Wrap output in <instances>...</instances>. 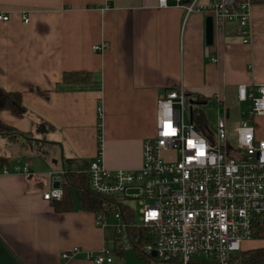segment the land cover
I'll return each instance as SVG.
<instances>
[{
	"label": "crops",
	"instance_id": "0c3cea01",
	"mask_svg": "<svg viewBox=\"0 0 264 264\" xmlns=\"http://www.w3.org/2000/svg\"><path fill=\"white\" fill-rule=\"evenodd\" d=\"M209 1L197 0L201 9L185 16L157 0H0L9 16L0 22V86L20 92L27 109L0 110V120L24 135H0V168L10 170L0 174V264H92L86 252L113 249L114 222L97 226L74 187L65 209L43 191L57 180L62 189L66 171L85 173L98 148L109 169L139 168L142 141L155 132L156 101L173 88L226 103L237 85L264 84V0L251 4L249 43L230 23L213 47L204 35ZM68 71L90 72L93 81L63 84ZM254 126L264 139V116ZM23 161L31 174L12 171ZM244 242L240 253L264 248V238ZM73 247L81 253L62 259ZM114 257L126 264L124 254Z\"/></svg>",
	"mask_w": 264,
	"mask_h": 264
},
{
	"label": "built area",
	"instance_id": "2783aa9c",
	"mask_svg": "<svg viewBox=\"0 0 264 264\" xmlns=\"http://www.w3.org/2000/svg\"><path fill=\"white\" fill-rule=\"evenodd\" d=\"M196 1L157 3L166 7L173 2L187 16L201 9ZM253 1L211 0L203 7L212 17V47L230 23L236 24L235 33L242 42L249 43ZM21 16L27 23V13ZM8 19L7 14L0 13V22ZM104 48V44L93 47L96 51ZM187 97L184 88L178 87L157 99L155 132L142 141L139 168L109 169L98 148L85 171L89 188L133 210V227L146 229L149 237L141 251L149 255L154 252L161 262L230 264L241 252L243 242L254 238L256 226H264V139L257 138L254 126L255 118L264 116V84L237 85L235 98L245 104L246 116L231 127L229 110L218 99L222 112L214 130L184 120ZM97 113L101 119V104ZM12 171L32 173L27 161L15 165ZM8 173L6 166L0 168V174ZM56 182L58 186L43 191V199H61L62 189ZM94 217L99 227L113 217L114 239L131 248L128 226L120 212ZM80 253L79 247H73L61 258L71 260ZM85 260L92 264L115 263L112 249L107 246L86 252Z\"/></svg>",
	"mask_w": 264,
	"mask_h": 264
},
{
	"label": "trees",
	"instance_id": "16d2710c",
	"mask_svg": "<svg viewBox=\"0 0 264 264\" xmlns=\"http://www.w3.org/2000/svg\"><path fill=\"white\" fill-rule=\"evenodd\" d=\"M92 74L87 71H68L62 76V82L66 85H89L92 83ZM201 101V97H196ZM0 110H8L15 115H24L27 113L26 107L22 103L20 92L6 91L0 86ZM43 125H39L41 128ZM0 135L13 137L15 135L24 136L23 133L16 131L15 128L6 125L0 120ZM62 197L58 200L57 208H66L70 206V200L67 192L74 187L77 192L78 201L83 210L96 214L112 216L115 212H120L124 217V221L128 226L130 233L129 239L131 249L135 257L142 260V264H168L158 261L155 257L141 251V247L149 241L147 231L144 228L133 227L134 213L129 207L117 202L112 198H105L94 194L89 188V180L87 173H77L66 171L63 174L62 181ZM254 238H264V226H256ZM112 252L117 258H122L124 248L122 244L115 240ZM192 264H211L203 262H195ZM230 264H264V248L255 249L240 253V255L231 259Z\"/></svg>",
	"mask_w": 264,
	"mask_h": 264
},
{
	"label": "rangeland",
	"instance_id": "374dc122",
	"mask_svg": "<svg viewBox=\"0 0 264 264\" xmlns=\"http://www.w3.org/2000/svg\"><path fill=\"white\" fill-rule=\"evenodd\" d=\"M187 97L185 110H184V120L189 122V103ZM225 106L229 110V121L234 119H244L246 116L245 104L238 103L236 98L233 95H230L225 103ZM221 107L215 100H208L205 104L201 106H193V120L197 123L200 128L207 127L211 130H214L216 127V122L218 116L221 114ZM134 208H136L134 206ZM112 222H114V218L110 217ZM248 241V240H246ZM245 243V242H244ZM123 246V245H122ZM124 248V257L123 260L126 264H142V260L135 257L133 250L130 248L129 244H125ZM157 259V258H156ZM158 260V259H157ZM160 261V260H158ZM161 262V261H160Z\"/></svg>",
	"mask_w": 264,
	"mask_h": 264
},
{
	"label": "water",
	"instance_id": "95a60500",
	"mask_svg": "<svg viewBox=\"0 0 264 264\" xmlns=\"http://www.w3.org/2000/svg\"><path fill=\"white\" fill-rule=\"evenodd\" d=\"M212 17L208 16L205 19V24H204V35H205V43L206 45L211 46L213 44V26H212ZM189 113H190V121L193 120V106H201L205 104L204 101H199L196 99H189ZM55 186H58V183H55ZM151 256L155 257V253L152 252L150 254Z\"/></svg>",
	"mask_w": 264,
	"mask_h": 264
},
{
	"label": "snow or ice",
	"instance_id": "6c2138e0",
	"mask_svg": "<svg viewBox=\"0 0 264 264\" xmlns=\"http://www.w3.org/2000/svg\"><path fill=\"white\" fill-rule=\"evenodd\" d=\"M165 127H166V128H170V125H167V124H166ZM201 154H202V153H201Z\"/></svg>",
	"mask_w": 264,
	"mask_h": 264
}]
</instances>
